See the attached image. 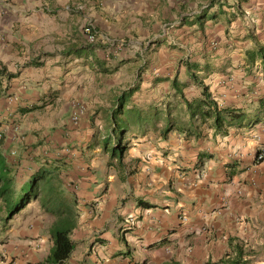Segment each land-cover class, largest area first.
Returning <instances> with one entry per match:
<instances>
[{
  "label": "crops",
  "instance_id": "0c3cea01",
  "mask_svg": "<svg viewBox=\"0 0 264 264\" xmlns=\"http://www.w3.org/2000/svg\"><path fill=\"white\" fill-rule=\"evenodd\" d=\"M231 1L208 19L209 0H0V166L13 192L57 167L76 213L64 264H264V79L245 55L250 34L264 45V0ZM186 64L242 119L128 136L118 175L96 145L116 96L136 87L132 105L163 106L176 79L196 99ZM28 216L5 230L0 218V264L47 256L51 219Z\"/></svg>",
  "mask_w": 264,
  "mask_h": 264
},
{
  "label": "trees",
  "instance_id": "16d2710c",
  "mask_svg": "<svg viewBox=\"0 0 264 264\" xmlns=\"http://www.w3.org/2000/svg\"><path fill=\"white\" fill-rule=\"evenodd\" d=\"M214 5L218 9L223 5L234 6L229 0H209L208 7L201 13L202 18H217L216 12L206 15V11ZM250 40L254 46L245 53L247 63L254 64L255 60H259L264 79V45L257 44L251 34ZM185 66L186 72L191 74L192 80L201 88V95L196 99L185 98L182 92L185 84L176 79L170 81L168 88L173 91V99L165 101L163 106L154 105L141 109L132 105L130 99L136 87H130L116 96L110 113L106 116L110 122L106 134L96 145L108 155L107 166H113L118 175L126 167L124 158L129 148L128 136L136 138L150 132L152 136L156 134L161 139H167L170 132L177 131L184 133L187 138H198L201 136L200 125H207L214 133H218L234 121L242 119L244 114L241 112L217 105L207 86L195 74V64ZM258 106L260 113L254 117L255 121L259 120L260 114H264V96L259 98ZM113 160L115 164L111 162ZM1 163L0 160V165ZM56 170V166L39 167L29 175L27 182L19 190L13 192L12 178L0 166V214L4 212L0 216L1 221L10 224L16 218L19 220L25 216V211L28 210H36L51 219L46 230L51 246L47 256L39 264H64L75 245L70 238V232L75 226L76 213L62 194L63 183Z\"/></svg>",
  "mask_w": 264,
  "mask_h": 264
},
{
  "label": "rangeland",
  "instance_id": "374dc122",
  "mask_svg": "<svg viewBox=\"0 0 264 264\" xmlns=\"http://www.w3.org/2000/svg\"><path fill=\"white\" fill-rule=\"evenodd\" d=\"M229 1H231V0H229ZM173 99V98H172ZM171 98H169V100H172ZM153 135H156V134H153ZM109 160V159H108ZM113 164H115V161L113 160V161H111ZM113 167V166H112ZM22 179H23V176H17V178H15V180L17 181L18 180V182L17 183H19V182H21L22 181ZM25 216H27V215H29L28 216V222L29 221H32L39 213L36 211V210H28V211H25ZM4 215V212L3 213H1L0 214V216H3ZM23 218V217H22ZM21 219V218H20ZM19 219V220H20ZM19 220H17V218H16V220H14V221H12L11 223H10V225H9V223H3L2 221H1V223H3L4 225L3 226H1L2 227V229L3 230H5L6 228H10L12 225L11 224H18V222H19ZM17 221V222H16ZM9 225V226H8ZM5 228V229H4Z\"/></svg>",
  "mask_w": 264,
  "mask_h": 264
},
{
  "label": "built area",
  "instance_id": "2783aa9c",
  "mask_svg": "<svg viewBox=\"0 0 264 264\" xmlns=\"http://www.w3.org/2000/svg\"><path fill=\"white\" fill-rule=\"evenodd\" d=\"M84 34L86 35V38H87L88 42H93V41H94L95 37H94L93 34H91V33L89 32L88 29H85V30H84ZM81 112H82V108L79 107V108H78V111H77L76 113L74 112V114H73V116H72V120H73V121H76V120L78 119L79 114H80ZM0 138H1V133H0ZM262 157H263V153H258L257 156H256V159H257V160H261Z\"/></svg>",
  "mask_w": 264,
  "mask_h": 264
},
{
  "label": "bare ground",
  "instance_id": "6f19581e",
  "mask_svg": "<svg viewBox=\"0 0 264 264\" xmlns=\"http://www.w3.org/2000/svg\"><path fill=\"white\" fill-rule=\"evenodd\" d=\"M263 153V152H262ZM257 161V160H256Z\"/></svg>",
  "mask_w": 264,
  "mask_h": 264
}]
</instances>
